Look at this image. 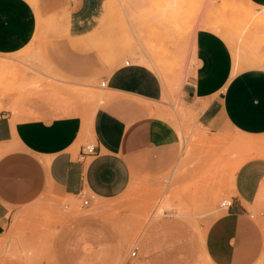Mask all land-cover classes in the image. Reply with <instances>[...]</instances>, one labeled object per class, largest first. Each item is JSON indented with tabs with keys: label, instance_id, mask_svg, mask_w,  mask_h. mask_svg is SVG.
<instances>
[{
	"label": "crops",
	"instance_id": "obj_1",
	"mask_svg": "<svg viewBox=\"0 0 264 264\" xmlns=\"http://www.w3.org/2000/svg\"><path fill=\"white\" fill-rule=\"evenodd\" d=\"M106 6V0H37L36 6L30 0H0V52H17L32 42L41 26L55 27L57 35H65L57 47V54L62 48L65 55L61 69L78 77L94 76L104 71L95 53L75 51L68 40L88 38ZM194 43L196 67L181 92L186 103L199 109L200 123L213 131L224 123L237 133L263 136L264 68L233 72L229 79L232 57L225 42L199 30ZM57 61L60 64L59 55ZM104 79L108 100L88 121L81 104L55 88L31 92L14 111L0 112V242H17V226L5 240L14 216L51 189L73 201L81 194L93 195L88 207L82 206L87 209L98 196L96 211L108 213L117 204L109 200L134 187V178L165 172L178 159L179 164V133L159 110L165 92L159 74L130 62L118 64ZM88 136L95 146L90 154L82 143ZM230 189L233 204L211 222L206 234L207 259L213 264H264V221L253 218L254 208L264 209V157L245 161ZM201 215L189 219L176 211L174 216L187 223L162 217L151 222L135 249L147 264H193L203 242ZM94 220L76 219L64 241L98 242L105 246L103 253L115 250L108 264L119 263L126 242L96 239ZM16 248L0 249V264H27L20 254L8 253Z\"/></svg>",
	"mask_w": 264,
	"mask_h": 264
},
{
	"label": "rangeland",
	"instance_id": "obj_2",
	"mask_svg": "<svg viewBox=\"0 0 264 264\" xmlns=\"http://www.w3.org/2000/svg\"><path fill=\"white\" fill-rule=\"evenodd\" d=\"M30 1L36 6L37 0ZM106 2L105 16L95 31L82 41L68 40L75 51L94 52L104 71L78 77L62 70L65 55L62 48L57 54V47L65 35H57L55 27L41 26L25 48L0 52V112L14 111L31 92L55 88L75 98L88 121L108 100L106 88L101 86L104 76L118 64L139 62L155 70L162 79L165 92L159 110L179 133L181 160L160 174L134 178V187L109 200L117 204L108 213L96 211L100 204L98 196L87 209L78 196L73 201L51 189L14 216L11 230L3 237L7 235L8 240L17 226V242H0V249L18 247L8 253L20 254L27 264H53L54 260L60 264H108L115 256L114 249L103 253L105 246L98 242L64 241L76 219L93 216L96 239L126 242L117 263L123 264L129 252L139 247V238L151 222L162 217L187 223L174 216L177 211L179 216L189 219L202 214V248L193 264H213L205 249L208 228L228 210L221 204L234 195L230 185L237 169L249 159L264 157V135L246 136L224 123L216 131L204 127L199 109L183 100L181 90L186 76H191L196 67L194 41L199 30L211 32L225 42L232 57L229 79L235 66L243 70L251 59L264 60V4L256 0ZM82 143L90 145L93 140L88 136ZM177 150L180 158V145ZM254 210L253 218L264 221V209ZM22 212L25 213L21 215ZM139 256L145 260L140 250Z\"/></svg>",
	"mask_w": 264,
	"mask_h": 264
},
{
	"label": "built area",
	"instance_id": "obj_3",
	"mask_svg": "<svg viewBox=\"0 0 264 264\" xmlns=\"http://www.w3.org/2000/svg\"><path fill=\"white\" fill-rule=\"evenodd\" d=\"M126 64H130L129 61H126ZM102 87H106V81L101 82ZM95 150V146L90 144L85 147V153H93ZM81 199H82V206L88 207L90 204L91 200L94 198L93 195L91 196H84V194H81ZM233 204V200H225L222 202L221 207L229 209L231 205ZM123 264H147V262L140 258L137 249H133L131 252H129L127 258L124 260Z\"/></svg>",
	"mask_w": 264,
	"mask_h": 264
},
{
	"label": "bare ground",
	"instance_id": "obj_4",
	"mask_svg": "<svg viewBox=\"0 0 264 264\" xmlns=\"http://www.w3.org/2000/svg\"><path fill=\"white\" fill-rule=\"evenodd\" d=\"M211 25V24H210ZM209 25V26H210ZM219 27V26H218ZM220 28V27H219ZM218 28V29H219ZM220 30V29H219ZM217 31H215V33H216ZM254 59V58H253ZM238 61V60H237ZM254 67H263L264 68V60H252L251 59V61H249V62H247V65H246V67L244 68V69H247V68H254ZM243 69V70H244ZM239 71H241V69L239 68V67H237V66H235V71H234V75H236L237 73H239ZM105 88V87H104ZM104 100V99H103ZM245 141V140H244ZM156 216H158V215H156ZM164 216V215H163ZM31 260V259H30Z\"/></svg>",
	"mask_w": 264,
	"mask_h": 264
}]
</instances>
